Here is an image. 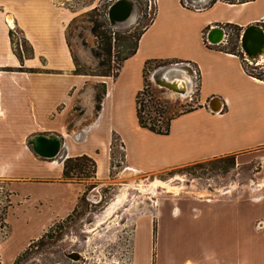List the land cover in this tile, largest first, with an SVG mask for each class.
<instances>
[{
  "label": "crops",
  "instance_id": "0c3cea01",
  "mask_svg": "<svg viewBox=\"0 0 264 264\" xmlns=\"http://www.w3.org/2000/svg\"><path fill=\"white\" fill-rule=\"evenodd\" d=\"M67 2L0 0V181L10 196L6 221L15 217L19 231L15 238L10 228L1 241L6 264L71 215L86 193L85 182L64 178L66 158H93L99 190L126 170L134 173L129 176L152 175L226 156H233L239 169L264 166V79L250 74L239 54L205 41L215 26L237 25L243 31L264 23V0H195L200 9L185 7L182 0H156L136 52L123 60L116 76L77 72V62H88L70 44L68 28L76 15ZM148 61L187 63L199 75L197 106L174 115L168 133L139 123L137 94ZM99 83L106 93L97 111ZM38 134L59 135L66 157L37 154L31 139ZM122 145L118 170L114 158ZM130 183L125 186H138ZM257 193L248 197L252 204L264 201ZM220 198L181 200L177 214L173 206L161 208L165 224L171 220L170 229H177L181 248L167 240L164 251L130 253L131 264H250L251 226L264 255V215L251 221L248 207H241L243 196ZM21 225L27 230L20 231ZM20 237L23 243L14 249Z\"/></svg>",
  "mask_w": 264,
  "mask_h": 264
},
{
  "label": "rangeland",
  "instance_id": "374dc122",
  "mask_svg": "<svg viewBox=\"0 0 264 264\" xmlns=\"http://www.w3.org/2000/svg\"><path fill=\"white\" fill-rule=\"evenodd\" d=\"M67 1V5L76 15L68 28L70 44L88 62L87 64L77 62V71L92 75L101 72L116 74L123 58L134 48L141 31L152 21L155 15V6L150 7L148 0H136L135 21L129 23L117 21L115 23L119 25L114 24L113 26V29L117 31V39L112 41L113 46L109 55L101 49L105 45L104 41L100 37H96L91 28L93 21H98L107 26L109 7L116 0ZM129 1L134 4L133 0ZM228 1L237 2L238 0ZM261 24L264 26V23ZM238 32L239 30L234 28L230 42L225 45V48L228 51L238 53L244 59L245 54L237 37ZM16 42L17 39H15V44ZM93 49L102 52L101 58L104 60V65H99L100 60L93 54ZM92 59H96L98 64L93 66ZM260 61L258 65H252L251 70L254 73L264 71V55ZM161 63L153 62L146 68L145 76L151 83L154 79L153 73L157 69L177 62ZM168 74L172 79L183 77L188 80L187 93H175L154 84L155 96L163 101L164 106L163 109L159 107L155 109L151 104L143 107L145 118L158 117L161 118V121L166 122L169 117L197 106L195 95L198 87L191 82L188 74L185 75L180 71H171ZM99 85L100 83L97 85L98 88ZM122 150L120 147L115 153L114 163L118 170L122 166ZM92 169L93 166H91ZM127 172L134 174L130 170H126L122 176L115 177L113 173L112 182L110 184L104 183L100 190L94 189L98 185H95L92 178L84 179L81 177L83 179L80 180L87 184V190L71 216L49 226L41 237L29 243H32V246L22 260L18 263L14 261L11 264H131L130 253L133 256L134 252L146 251L152 247L156 252L164 251L167 240L172 248H181L178 246L177 229H170L171 220L167 226L165 214L162 217L158 213L161 214V208L167 205L170 208L173 206V212L177 214L176 208L179 201L199 199L192 196L191 191L194 190H202L201 193L205 200L243 196L241 200L245 203L241 204V207L243 205L248 207V218L251 221L258 215H264V201L252 204L248 198L254 199L253 190H256L257 194H264V185L261 186L264 181V166L262 165H257L253 169H239L233 163L232 156H226L191 163L167 170L165 173L136 174L133 176L131 174L129 176ZM89 174L92 175V173ZM132 180L138 186L128 185L126 187L125 185ZM156 180L171 181L175 185L182 184L185 188L181 189L177 195L162 193L163 188H160L159 193L153 194L150 192L149 185ZM5 185L4 182L0 181V244L9 234L10 228L14 231L15 238L19 233L14 226L17 222L15 217H10V224L6 221L10 196ZM260 189L263 190L260 191ZM223 192L226 193L223 194ZM170 218L177 224L175 217L170 215ZM151 219L155 222L153 227L151 226ZM19 227L22 232L27 230L22 225ZM257 233L251 226L249 232L250 264H264V255L258 248L259 234ZM22 243V237L18 241H14V249ZM28 247L29 245L20 254ZM71 253H79V257L72 256L78 260L70 258ZM0 264H6L1 255V247Z\"/></svg>",
  "mask_w": 264,
  "mask_h": 264
},
{
  "label": "trees",
  "instance_id": "16d2710c",
  "mask_svg": "<svg viewBox=\"0 0 264 264\" xmlns=\"http://www.w3.org/2000/svg\"><path fill=\"white\" fill-rule=\"evenodd\" d=\"M244 1H246V0H238V2H244ZM113 28L114 27L110 24V21L107 24V26L104 24H101L98 21H93V26L91 28L92 33L96 37H100L102 39V41H104L105 45H103V47L101 49L109 55L111 54V49L113 46L112 41L117 39V37H116L117 31H115ZM229 28L231 29L230 34H229V40H230L231 35L233 34L234 28H237L239 30L237 37L240 40L242 28L238 27L237 25H233V26L229 25ZM140 35H141V33H140ZM140 35H139V37H140ZM139 37H138V40H139ZM138 40H137V43L135 44L134 48H132L128 52V54L123 58V60L136 52ZM229 40H228V42H230ZM223 47L225 48V45H223ZM225 49H227V48H225ZM92 51H93V54L97 58H99V60H100L99 65L100 66L104 65V60L101 58L102 52L97 50V49H93ZM155 62H162L163 64H166L165 61H155ZM151 63H152L151 61H148L146 63L145 73H146V68ZM244 65H245L246 70L250 74L264 79V71H258L256 73H254L251 70L252 66H249V65L247 66L246 64H244ZM77 72H79V71H77ZM82 73H85V72H82ZM87 74H89V73H87ZM97 75H104V76L113 75V76H116L117 73L111 74L109 72L108 73L107 72H101V73H97ZM99 86H100L99 88L97 86V95H96V109H97V111L101 110L103 98H104V95L106 93L105 84L100 83ZM155 94L156 93H155L154 87L152 86L151 82L149 80H147V78L145 76L144 87L137 94V115H138L139 123L141 124V126L146 127V128H148L152 131H155L157 133H168L170 130V122H171V119L173 118V116L169 117L167 119V121L164 122V121H161V118L152 117V116H150L149 118H145V116L143 115V107L149 106L150 104L152 106H154L155 109H156V107L163 109L162 108L164 106L163 101H161V99L157 98L155 96ZM159 116H161V115H159ZM232 158H233V163L235 164V159L233 156H232ZM91 166H93L92 170H91ZM89 173H92V175H90ZM95 173H96V161L93 158L89 157L88 155H82V156H78V157H69V158H66V160L64 161V178L80 180V179H83L81 177H84V179L85 178L87 179L90 177L93 179L96 176ZM84 196H85V194L83 195V197ZM70 216L71 215H69L68 217H70ZM40 240H42V239H40ZM31 246H32V243L29 245V247L24 252H22L20 255L17 256L15 263H18L19 261L22 260L23 256L30 250Z\"/></svg>",
  "mask_w": 264,
  "mask_h": 264
},
{
  "label": "water",
  "instance_id": "95a60500",
  "mask_svg": "<svg viewBox=\"0 0 264 264\" xmlns=\"http://www.w3.org/2000/svg\"><path fill=\"white\" fill-rule=\"evenodd\" d=\"M133 1L135 4L136 0H133ZM118 4H120V1L113 3L112 6L110 5L109 10H108V19L112 26H114L115 22L118 21V19H116L114 16V11ZM133 8H134V5H133ZM125 9L127 10V12L120 19H125L126 17H128L131 11V8L129 6H126ZM208 39L212 43H222L225 39V29L222 26L213 27L209 32ZM240 42H241V48L247 56L253 59H261L264 55V26L260 23L249 24L243 29ZM178 63H181V65H184V66H181L182 68L184 69L186 68L190 70L187 66L188 65L187 63H182V62H178ZM164 67H168V70L166 73H169L171 70L175 69L174 67L171 68L170 65L164 66ZM188 74L190 76L189 79L193 83L195 80L194 73L190 72ZM154 81L160 87H165L167 89H174L168 86L165 80H159V81L154 80ZM186 91H188V81L186 83ZM31 144L35 152L43 157L54 158L59 155H62V157L63 156L66 157L67 155L66 147H65L63 140L61 139L59 135H56V134L54 135H46V134L35 135L31 139ZM70 257L72 256L70 255Z\"/></svg>",
  "mask_w": 264,
  "mask_h": 264
},
{
  "label": "bare ground",
  "instance_id": "6f19581e",
  "mask_svg": "<svg viewBox=\"0 0 264 264\" xmlns=\"http://www.w3.org/2000/svg\"><path fill=\"white\" fill-rule=\"evenodd\" d=\"M117 1H120V4H121V5L118 4L116 9H115V11H114V16H115L116 19H118V22L129 23V22L135 21V19H136L135 4H133V3L131 4V2L129 0H116L115 3ZM133 5H134V8H133ZM126 6H129L131 8V11H130L128 17H126L125 19H120L127 12V10L125 9ZM173 65H175V66H173ZM173 65L171 64L170 66H171V68L174 67L175 69L171 70V71H180V72H182L185 75H187L190 72L194 73V71L192 70V67L190 65H187L190 70H188L186 68L185 69L182 68L181 66H184V65H181V63H177V65L175 63ZM167 70H168V67H164V68L161 67V68L157 69L153 73V75H154L153 78L155 80H158V81L159 80H165V82H167L168 86H170L171 88H174V89H171V90L178 91L181 94H186L187 93V91H186L187 80L185 78H183V77H177L176 79H172V78L169 77V74L166 73ZM133 184H134L133 182L130 183V185H133ZM160 188H163V190L161 191L162 193L171 194V195H177V194L180 193L181 189H183L185 187L182 184H179V185L176 184L175 185V184L171 183V181H163V180H156V181L152 182L149 185V189H151L150 192L153 193V194L159 193ZM201 191L194 190V191H191V194L194 197L203 198L204 195L201 193ZM224 193H226V192H223V194ZM252 193H255V190H253ZM152 197H154V196H152ZM117 205H118V203H117ZM176 213H177V209H176ZM158 215L161 216L160 213H158ZM73 256L75 258L79 257L78 254H74Z\"/></svg>",
  "mask_w": 264,
  "mask_h": 264
},
{
  "label": "built area",
  "instance_id": "2783aa9c",
  "mask_svg": "<svg viewBox=\"0 0 264 264\" xmlns=\"http://www.w3.org/2000/svg\"><path fill=\"white\" fill-rule=\"evenodd\" d=\"M149 1V4H150V7H152V6H155V4H156V0H148ZM182 3H183V5L185 6V7H193V8H197V9H200V7L199 6H197L196 5V2H195V0H182ZM224 29H225V39H224V41L222 42V43H212L208 38H205V41H206V43L208 44V45H212V46H215V45H226L227 43H228V40H229V34H230V31H231V29L229 28V29H227V28H225V27H223ZM226 30L228 31V32H226ZM244 54H245V52H244ZM243 62H244V64H246L247 66L249 65V66H252V65H258L261 61H260V59H253V58H250L249 56H247L246 54H245V56H244V59H243ZM194 73H195V79H197L195 82V84L197 85V87H198V82H199V75H198V73H197V70L196 69H194ZM152 86H154V84L155 85H157L156 83H155V81L153 80L152 81ZM159 86V85H158ZM122 149H124V147H123V145H122Z\"/></svg>",
  "mask_w": 264,
  "mask_h": 264
},
{
  "label": "flooded vegetation",
  "instance_id": "af4514ba",
  "mask_svg": "<svg viewBox=\"0 0 264 264\" xmlns=\"http://www.w3.org/2000/svg\"><path fill=\"white\" fill-rule=\"evenodd\" d=\"M74 254H78V256H79V253H74ZM74 254L71 253V256H73ZM70 258H72V257H70ZM72 259H74V258H72ZM75 260H78V259H75Z\"/></svg>",
  "mask_w": 264,
  "mask_h": 264
}]
</instances>
